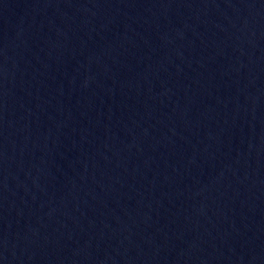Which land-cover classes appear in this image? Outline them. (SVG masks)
Segmentation results:
<instances>
[{
  "label": "water",
  "instance_id": "95a60500",
  "mask_svg": "<svg viewBox=\"0 0 264 264\" xmlns=\"http://www.w3.org/2000/svg\"><path fill=\"white\" fill-rule=\"evenodd\" d=\"M0 264H264V0H0Z\"/></svg>",
  "mask_w": 264,
  "mask_h": 264
}]
</instances>
